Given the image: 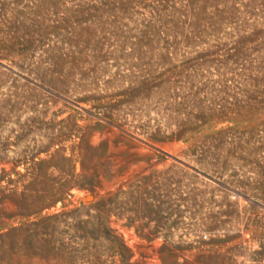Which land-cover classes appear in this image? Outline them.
<instances>
[{"label": "rangeland", "instance_id": "obj_1", "mask_svg": "<svg viewBox=\"0 0 264 264\" xmlns=\"http://www.w3.org/2000/svg\"><path fill=\"white\" fill-rule=\"evenodd\" d=\"M0 264H264V0H0Z\"/></svg>", "mask_w": 264, "mask_h": 264}]
</instances>
